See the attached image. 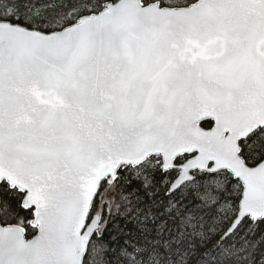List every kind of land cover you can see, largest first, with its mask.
I'll use <instances>...</instances> for the list:
<instances>
[{
  "label": "snow or ice",
  "instance_id": "1",
  "mask_svg": "<svg viewBox=\"0 0 264 264\" xmlns=\"http://www.w3.org/2000/svg\"><path fill=\"white\" fill-rule=\"evenodd\" d=\"M0 264H264V0H0Z\"/></svg>",
  "mask_w": 264,
  "mask_h": 264
}]
</instances>
